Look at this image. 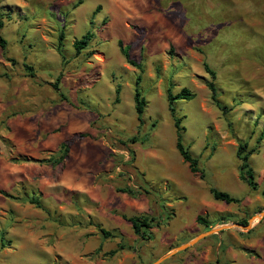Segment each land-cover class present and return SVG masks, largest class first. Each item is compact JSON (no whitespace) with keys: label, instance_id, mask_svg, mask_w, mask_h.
I'll list each match as a JSON object with an SVG mask.
<instances>
[{"label":"rangeland","instance_id":"rangeland-1","mask_svg":"<svg viewBox=\"0 0 264 264\" xmlns=\"http://www.w3.org/2000/svg\"><path fill=\"white\" fill-rule=\"evenodd\" d=\"M76 1L1 0L0 264H148L203 232L248 224L263 212L264 140L249 160L255 189L239 179L235 153L239 142L254 148L264 131V0ZM87 32L91 41L77 58L72 44ZM61 33L63 57L55 49ZM118 41L139 67L126 62ZM138 77L146 100L141 126L133 102ZM210 81L225 112L210 99ZM168 88L194 94L175 109L204 180L175 149ZM71 138L60 165L39 162ZM83 168L90 193L65 184L71 170ZM209 187L240 202L216 201ZM126 188L133 196L117 191ZM121 215L160 223L142 240ZM221 216L229 222L217 224ZM99 228L118 237L103 239ZM212 235L161 264H264V217L250 229ZM119 244L123 251L102 256Z\"/></svg>","mask_w":264,"mask_h":264},{"label":"trees","instance_id":"trees-1","mask_svg":"<svg viewBox=\"0 0 264 264\" xmlns=\"http://www.w3.org/2000/svg\"><path fill=\"white\" fill-rule=\"evenodd\" d=\"M81 1H77V5H80ZM4 13L2 11L1 6V0H0V32L4 27ZM92 34L90 32H87L85 35H83L80 39H76L72 46L76 52V54H79L82 50L87 48L89 45V42L91 41ZM64 38L63 33L59 35V42L57 45V52L62 56V40ZM6 40L0 35V48L2 51H5L6 48ZM118 45L121 49V52L126 60V62L129 65H132L134 67H139V64H137L135 61L130 59L128 51L122 46V42L118 41ZM63 57V56H62ZM12 63H15L14 60H10ZM24 69L29 71V74L31 76H34L33 68L27 64H23ZM205 70L210 75L212 80H215V73L213 70H211L206 64H205ZM213 81L207 82L206 86L208 87L210 91V99L215 104V106L222 112H225L226 107L222 105V103L218 99V90L214 84ZM140 82V77L136 79V86L133 93V102H134V110L136 114V119L138 121L139 126H141L144 123L143 115L145 112L146 107V100L142 96L138 85ZM53 88L55 90H58L56 84L53 85ZM119 94H120V88H116V97L115 102L119 101ZM194 98V94L187 88H182L177 93H172L171 89L168 88L166 90V100H167V108L170 113L173 127H174V133H175V149L182 158V161L187 164L188 170L193 175H199V178L201 180H204L205 174L204 172L199 169V162L196 157H194L190 152V147L186 146L183 143V133L185 132V127L181 125L182 118L177 115L176 109H175V103L180 100L190 101ZM79 137H84L85 134L78 135ZM75 138H71L69 140H66L62 142L59 145V149L57 153L53 157H50L47 160H40V163H47L51 166H58L60 165L63 160H65L68 157L69 154V146L73 142ZM264 140V131L261 132L260 136L257 139V145L254 148L247 149L246 143H238V147L235 153L236 158L239 161V179L243 182H245L249 187L252 189L256 188V184L254 182V172L252 168L250 167L249 160L253 154H256L259 151V144ZM209 193L211 194L212 198L216 201H222L226 204H238L240 202L239 199L232 197L226 192L219 191L217 189H214L212 187H209ZM118 192L121 193H127L131 196H133V192L131 189H118ZM264 195V189L262 191ZM30 204L35 205L37 208L44 210L43 206L40 204V200L36 198H32L29 201ZM121 217L129 223L131 230L134 235L138 236L142 240H149L150 234L148 232L149 229L155 226H159L160 221H156L155 218L149 217L148 215H140V216H134V217H127L125 215H121ZM196 222L200 225H203L205 229H210L209 222L203 218L202 216H197ZM226 222H229V217L227 216H221L219 223L217 224H224ZM154 223V224H153ZM237 223L241 225H247L246 220H239ZM99 233L103 239H113L118 237L116 231H109L105 230L103 228H99ZM120 236V234H118ZM212 236H215L212 235ZM125 249L123 244H119L118 249L111 250L107 253H104L106 256H114L117 251ZM186 251V250H185ZM181 253V252H180ZM178 253V254H180ZM153 262V261H152ZM151 263V262H150ZM148 263V264H150Z\"/></svg>","mask_w":264,"mask_h":264},{"label":"crops","instance_id":"crops-1","mask_svg":"<svg viewBox=\"0 0 264 264\" xmlns=\"http://www.w3.org/2000/svg\"><path fill=\"white\" fill-rule=\"evenodd\" d=\"M78 1V0H77ZM77 1L75 2V3H77ZM79 6V5H78ZM4 26H5V24H4ZM55 49H56V51H57V46H55ZM84 50H86V48L84 49ZM84 50H82L79 54H76V52H75V54H74V56L75 57H82V52L84 51ZM75 51V50H74ZM58 53V52H57ZM85 53H86V51H85ZM60 55V54H59ZM85 55V54H84ZM90 63H88V65H89ZM79 81H80V83H84V81L83 80H81V79H79ZM76 119H75V123H78V124H80L81 122H84V120L83 119H81V118H79V117H75ZM82 120V121H81ZM85 128V127H84ZM83 128V129H84ZM74 130H77V131H79V130H81L82 131V128L80 127L79 129H74ZM71 154V150H70V152H69V155ZM83 172H84V168H83V170H82V172L81 173H78L77 172V170H75V169H73V170H71V172H70V177H69V179L68 180H65V184H66V186L67 187H69V189L71 190V191H85V192H87V193H90L89 191H92L91 189V186L92 185H88L87 184V181H85V178L83 177ZM66 181H69V183L67 184V182ZM211 195V194H210ZM91 198L92 199H94V196H91ZM97 199V198H96ZM98 201V200H97ZM222 202V201H221ZM98 204V203H97ZM100 205H105L106 203L105 202H101V203H99ZM99 219L100 220H104L105 218H103V216L102 215H100L99 216ZM123 221H125L124 219H123ZM126 222V221H125ZM128 225H129V223L128 222H126ZM235 223H237V222H235ZM130 226V225H129ZM131 228V227H130ZM96 240H99V239H101V237L100 236H97L96 238H95ZM46 247V244H41V247ZM44 249V248H43ZM98 250L99 251H101V248L100 247H98L97 249H96V251L98 252ZM124 250V249H123ZM123 250H119L120 252L121 251H123ZM240 250V249H239ZM241 250H243L242 248H241ZM119 251H117V253L116 254H118L119 253ZM243 251H245V250H243ZM246 252V251H245ZM104 253H106V252H104ZM104 253L102 254V256L104 255ZM230 258L231 259H233L234 261H236L234 258H236L234 255L233 256H231L230 255ZM233 264H235V263H233Z\"/></svg>","mask_w":264,"mask_h":264},{"label":"water","instance_id":"water-1","mask_svg":"<svg viewBox=\"0 0 264 264\" xmlns=\"http://www.w3.org/2000/svg\"><path fill=\"white\" fill-rule=\"evenodd\" d=\"M263 217H264V211L263 212H260V213H258L256 215H254L252 217V220L253 219H259V220H261ZM252 220H250L247 225H241L239 223H233V224H229V225L222 226L220 228H215V229H211V230H208L206 232H203L200 235H198L195 238H193L192 240H189V241H187V242H185V243H183V244H181V245H179V246L171 249L170 252H168L164 256H162V257L154 260L150 264H161L165 260H167V259L175 256L176 254H178L180 252H183V251H185V250H187V249L195 246L198 242L202 241L206 237L211 236L212 234L218 233L219 231H222L223 229H229L231 227L250 229L251 228Z\"/></svg>","mask_w":264,"mask_h":264}]
</instances>
